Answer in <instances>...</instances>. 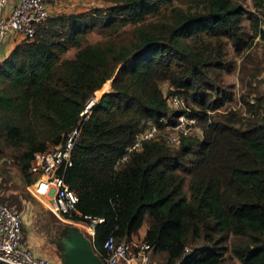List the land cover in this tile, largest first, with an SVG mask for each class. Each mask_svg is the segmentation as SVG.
I'll use <instances>...</instances> for the list:
<instances>
[{"label":"trees","instance_id":"16d2710c","mask_svg":"<svg viewBox=\"0 0 264 264\" xmlns=\"http://www.w3.org/2000/svg\"><path fill=\"white\" fill-rule=\"evenodd\" d=\"M109 1L49 14L34 37L21 38L0 61V131L8 143L24 145L18 166L25 194L9 191L3 159L0 199L20 209L33 198L27 190L35 179L33 153L79 125L64 179L81 214L104 217L95 224L97 250L108 234L129 237L147 220L143 238L163 252V264H225L230 234L238 262L229 264H264V116L250 107L252 115L231 109L215 117L209 110L226 96L206 94L214 87L211 69L222 63L223 38L238 42L247 10L239 0ZM166 6L169 19L144 21ZM257 30L264 39V26ZM92 31L101 38L89 41ZM71 47L73 55L62 56ZM163 81L170 83L167 93ZM176 92L199 106L190 113L203 120L202 136L186 135L173 146L158 135L115 167L148 121L175 122L180 110L169 106L168 95ZM62 236H52L61 250Z\"/></svg>","mask_w":264,"mask_h":264},{"label":"built area","instance_id":"2783aa9c","mask_svg":"<svg viewBox=\"0 0 264 264\" xmlns=\"http://www.w3.org/2000/svg\"><path fill=\"white\" fill-rule=\"evenodd\" d=\"M54 2L56 0H0V61L3 58L2 48L6 39L15 33L20 39L34 37L37 26L51 14L50 4ZM95 100L92 96L81 113L87 111ZM168 104L180 111L175 122L167 125L173 130L165 140L170 145L178 146L184 136L197 134L194 124L199 117L190 113L191 106L180 93L169 94ZM160 130L157 122L148 121L147 125L136 133L133 142L126 146L125 152L116 160L115 167L128 158L130 151L140 149L145 140L158 136ZM79 131V125H75L62 142L33 153L29 169L35 174V179L27 184V190L58 218L78 223L79 229L89 237L104 264H154L153 246L142 234L135 233L129 237L117 238L110 233L103 239L102 249L95 248V224L104 217L81 214L76 207L78 195L64 179V171L72 163V148L78 139ZM201 132L203 133V128ZM75 214L81 216L76 217ZM24 224L23 210L0 199V260L10 264H61V261L37 250L30 243L24 235Z\"/></svg>","mask_w":264,"mask_h":264},{"label":"rangeland","instance_id":"374dc122","mask_svg":"<svg viewBox=\"0 0 264 264\" xmlns=\"http://www.w3.org/2000/svg\"><path fill=\"white\" fill-rule=\"evenodd\" d=\"M56 1L60 3L57 4L59 7L57 12L62 13L90 10L95 6H107L111 3L109 0ZM239 2L247 10L242 19L243 32L238 42H235L228 36L223 38L224 54L220 58L222 63L221 65L214 66L210 71L209 79L214 87H210L206 94L211 99H215L220 95L226 96L222 105L216 109L209 110V112L215 117H222L223 114L231 109L239 111L242 115H252L253 113L249 109L250 107H252V111H254L256 115L264 116V39L257 30V28L264 26V0H239ZM182 4L185 6L187 2ZM57 12L55 11L53 13ZM169 17L170 6H166L156 14L147 15L144 21L165 20L169 19ZM100 38L101 35L96 31H92L87 35L89 41H94ZM75 49V47L69 48L62 54V56H72ZM109 82V84H105L100 90L94 92L95 99H97L102 92L110 89L111 80ZM2 85L3 81L0 78V86ZM161 85L167 93L170 87L169 81H163ZM186 100L190 106L199 108V106L192 100L191 95H189ZM194 128L197 133L196 135L202 136L203 133L201 132V129L203 128V120L201 118H198L197 122L194 124ZM171 130H173L172 127L167 125L161 127L159 137L165 139ZM0 139L3 152L0 154V161L5 159V162L2 163H6L11 175L6 181L9 185V191L15 193L20 192V195L25 196L20 190L21 173L18 166L19 154L24 148V145L14 146L8 143L1 131ZM1 157L4 158L2 159ZM1 165L2 164H0V167ZM189 176L190 175L187 174V180L184 183V189L188 195ZM19 208L23 210L25 218L28 219V223L24 224L23 228L25 237L28 238L26 234L27 229H32L41 234L44 237V242L39 251L48 254L53 259H59L58 256L59 254L61 255L62 252L60 247L61 242H55L52 236L65 235L67 232V226H77L79 228L80 225L73 221L58 218L36 197L24 199ZM44 223H50V227L45 226ZM54 223H62L63 227L57 231V225L52 226ZM25 225H28V227ZM136 234L141 235L140 232H137ZM236 238V236L230 234L225 240V244L228 245V249L225 251V264L238 261V259L231 254V245ZM165 257L166 256L161 251L153 252L152 255V258L156 259L159 264H163Z\"/></svg>","mask_w":264,"mask_h":264},{"label":"water","instance_id":"95a60500","mask_svg":"<svg viewBox=\"0 0 264 264\" xmlns=\"http://www.w3.org/2000/svg\"><path fill=\"white\" fill-rule=\"evenodd\" d=\"M61 241V264H104L102 258L95 252L89 237L77 226H68Z\"/></svg>","mask_w":264,"mask_h":264},{"label":"crops","instance_id":"0c3cea01","mask_svg":"<svg viewBox=\"0 0 264 264\" xmlns=\"http://www.w3.org/2000/svg\"><path fill=\"white\" fill-rule=\"evenodd\" d=\"M57 4H60L58 3V1L50 4V13H53V12H57V10L59 9L58 5ZM20 40V37L15 33V34H12L10 35L6 41L4 42V45H3V48H2V55L3 57H6L8 55V53L10 52V50L14 47L15 43L17 41ZM24 221H25V224L28 223V219L25 218L24 216ZM26 227H28V225H25ZM146 226H147V220H144L142 225L139 227L138 231L137 232H140V234H144L145 232V229H146ZM26 234L28 236V239L30 241V243L37 249V250H40L41 248V245L43 244L44 242V237L33 231L32 229H27L26 230ZM59 259H57L58 261H61L62 260V256L59 255L58 256ZM56 260V259H55ZM238 262V261H237ZM153 263L154 264H159V262L153 258Z\"/></svg>","mask_w":264,"mask_h":264}]
</instances>
